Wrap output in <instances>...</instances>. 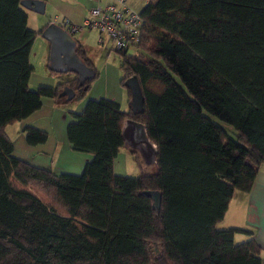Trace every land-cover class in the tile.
<instances>
[{"label":"trees","instance_id":"trees-1","mask_svg":"<svg viewBox=\"0 0 264 264\" xmlns=\"http://www.w3.org/2000/svg\"><path fill=\"white\" fill-rule=\"evenodd\" d=\"M22 1L0 0V264H261L254 239L234 242L249 231L216 226L264 166V0L147 3L135 54L117 52L120 83L131 98L125 80L137 79L142 110L99 99L71 114L68 143L92 155L80 175L12 155L6 126L39 110L43 98L66 103L58 97L66 86L83 98L91 83L29 87L30 48L41 31L27 27ZM75 53L96 78L79 45ZM127 119L144 125L156 147L150 174L134 151L139 175L113 173ZM24 132L30 146L47 140L43 131ZM148 192L160 194L157 206Z\"/></svg>","mask_w":264,"mask_h":264},{"label":"crops","instance_id":"crops-1","mask_svg":"<svg viewBox=\"0 0 264 264\" xmlns=\"http://www.w3.org/2000/svg\"><path fill=\"white\" fill-rule=\"evenodd\" d=\"M41 1L44 5L43 13L22 9L27 16V27L32 31H41L42 33L50 23L58 25L66 22L70 25H78L88 15L90 9L111 0ZM153 1L140 0L138 4L133 5L130 2L128 5L131 10L139 13L147 3ZM41 33H38L30 48L29 63L32 72L28 82L29 87L31 89L37 87L53 88L59 83L76 78L73 73H58L49 69L50 44L41 36ZM90 34V32L81 31L72 35L76 47L79 45L84 56L96 67V78L91 80V83L92 81L94 83L92 85L90 83L85 97L74 98L66 103L64 101L58 103L52 99L43 98L39 110L26 119L5 127V134L12 143V155L15 158L34 167L47 169L56 175H80L85 164L92 159V155L75 151L68 143L66 128L69 122L74 120L71 114L79 115L89 100H110L116 103L123 112H127L131 108V98L126 96L120 87L114 67L106 61L101 62L102 58L90 54L93 49L98 48L97 44L102 47L106 38L100 42V37L97 35L95 42L93 38H90ZM108 50L110 51V48ZM99 62L101 63L97 65ZM26 128L45 132L47 140L43 144L28 145L25 142L24 130ZM152 169L154 171V165L142 164L144 173L150 174L153 172ZM112 170L117 176L136 177L141 169L136 167L131 150L124 147L119 150L118 155L114 158ZM216 227L218 229L239 228L249 231L251 235L236 234L234 242L240 243L251 238L254 239L260 246L261 264H264V166L258 168L254 182L248 192L237 191L234 193L224 218Z\"/></svg>","mask_w":264,"mask_h":264},{"label":"water","instance_id":"water-1","mask_svg":"<svg viewBox=\"0 0 264 264\" xmlns=\"http://www.w3.org/2000/svg\"><path fill=\"white\" fill-rule=\"evenodd\" d=\"M21 7L36 13H43L44 11L43 1L41 0H23ZM41 36L50 44L49 69L58 73H73L77 78L78 86L85 90L86 87L82 86L94 78V71L87 67L76 55V42L72 34H69L61 26L50 23L44 28ZM125 86L130 91L132 111L142 110L143 98L137 79L135 77L129 78ZM75 95L76 92L66 86L61 90L58 97L69 102L75 98ZM121 137L124 146L136 152L145 165H155L157 150L155 145L148 139L144 125L130 119L125 120L121 129ZM245 163L252 167L249 161ZM147 194L155 198L157 206L160 194L157 192H148Z\"/></svg>","mask_w":264,"mask_h":264},{"label":"built area","instance_id":"built-area-1","mask_svg":"<svg viewBox=\"0 0 264 264\" xmlns=\"http://www.w3.org/2000/svg\"><path fill=\"white\" fill-rule=\"evenodd\" d=\"M58 25L72 35L81 31L96 32L100 42L103 38L108 39L115 52H127L130 49L136 50L143 20L138 12L127 6L126 0H111L90 9L78 25L66 22Z\"/></svg>","mask_w":264,"mask_h":264},{"label":"rangeland","instance_id":"rangeland-1","mask_svg":"<svg viewBox=\"0 0 264 264\" xmlns=\"http://www.w3.org/2000/svg\"><path fill=\"white\" fill-rule=\"evenodd\" d=\"M140 0H126V3H127V6H129L128 4H130V2H131V4H138V2H139ZM91 34V39L93 38V40H95V42H96V39H97V33L96 32H90ZM97 47L98 48H95V49H93L92 51H91V56H95V57H99V58H102V61L101 62H104V61H106V62H108V64H111L113 67H114V69L116 70V72H117V78H118V83H119V85H120V87L124 90V94H126V96H128V94H127V91L125 90V88H123L122 87V85H121V83H120V77H121V72H120V69H119V65H120V58H121V56H119V54L117 53V52H115L112 48H111V43H110V41L108 40V39H106V42H105V44L102 46V47H100L98 44H97ZM108 48H110V51L108 50ZM135 52H136V50H133V49H130V50H128L127 52H126V55L127 56H130V55H134L135 54ZM108 53V54H107ZM101 62H99L97 65H99ZM97 63V62H96ZM93 66H95V65H93ZM94 68H96V67H94ZM65 78V77H64ZM128 81H129V78L127 79V80H125V84H127L128 83ZM94 83V81H92V83H91V85ZM85 97V96H84ZM83 97V98H84ZM208 118L214 123V124H216V125H218V126H220L222 129H224L226 132H227V134L229 135V137H231V138H235V136H236V133L234 132V130L230 127V126H228V125H226V124H224V123H222V122H220V121H218L217 119H215L214 117H211V116H208ZM136 164V163H135ZM136 167H138L137 166V164H136ZM148 170V169H147ZM152 171H153V169H152ZM133 176H135V175H133ZM221 230V229H220ZM151 248H152V250H153V252L155 253V254H158L159 253V246L157 245V244H151Z\"/></svg>","mask_w":264,"mask_h":264},{"label":"flooded vegetation","instance_id":"flooded-vegetation-1","mask_svg":"<svg viewBox=\"0 0 264 264\" xmlns=\"http://www.w3.org/2000/svg\"><path fill=\"white\" fill-rule=\"evenodd\" d=\"M81 88V87H80Z\"/></svg>","mask_w":264,"mask_h":264}]
</instances>
